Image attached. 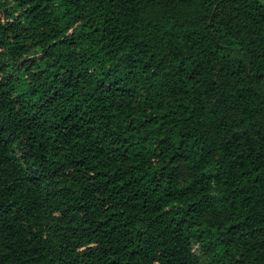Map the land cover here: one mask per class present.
<instances>
[{
	"label": "trees",
	"instance_id": "16d2710c",
	"mask_svg": "<svg viewBox=\"0 0 264 264\" xmlns=\"http://www.w3.org/2000/svg\"><path fill=\"white\" fill-rule=\"evenodd\" d=\"M0 264H264V0H0Z\"/></svg>",
	"mask_w": 264,
	"mask_h": 264
}]
</instances>
